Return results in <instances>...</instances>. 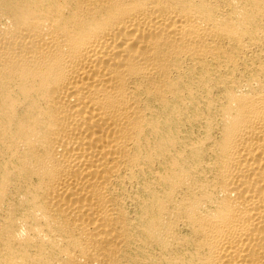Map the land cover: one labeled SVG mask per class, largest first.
Instances as JSON below:
<instances>
[{
  "label": "bare ground",
  "instance_id": "6f19581e",
  "mask_svg": "<svg viewBox=\"0 0 264 264\" xmlns=\"http://www.w3.org/2000/svg\"><path fill=\"white\" fill-rule=\"evenodd\" d=\"M0 264H264V0H0Z\"/></svg>",
  "mask_w": 264,
  "mask_h": 264
}]
</instances>
